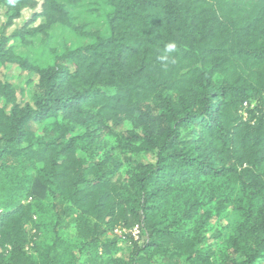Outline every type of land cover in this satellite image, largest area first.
I'll return each instance as SVG.
<instances>
[{"label": "trees", "instance_id": "obj_1", "mask_svg": "<svg viewBox=\"0 0 264 264\" xmlns=\"http://www.w3.org/2000/svg\"><path fill=\"white\" fill-rule=\"evenodd\" d=\"M37 1L0 0V64L36 80L25 104L0 82V264H75L57 237L62 216L85 264H264V0H41L5 36ZM56 25L88 43H60L43 67L9 45L48 40ZM225 218L216 254L205 236ZM134 228L127 260L116 238L102 243Z\"/></svg>", "mask_w": 264, "mask_h": 264}, {"label": "rangeland", "instance_id": "obj_2", "mask_svg": "<svg viewBox=\"0 0 264 264\" xmlns=\"http://www.w3.org/2000/svg\"><path fill=\"white\" fill-rule=\"evenodd\" d=\"M38 6L34 9H23L20 13V17L13 20L10 27L6 29V32L4 33L5 36H9L13 33L14 30L20 29L26 24L30 23V20L33 18V16H37L41 10L40 5L42 3L41 0L37 1ZM84 8L80 9L77 13H81L78 16H75V19L78 24H83L85 22H88L89 19L86 18L85 12L87 10V7L92 4L91 2L83 3ZM6 22L5 17V10H0V34L2 33L3 25ZM43 18L37 17L36 21L32 24H30V27H36L40 24H42ZM60 43H65L66 45L75 48L78 46L86 45L88 43L87 40L82 39L80 37L75 36L74 34L69 33V31L65 30L61 26H54L50 33H49V39L44 40L43 36H38L34 39H26L24 41L19 40H12L10 41L9 45L12 46L13 52L16 55H19L29 61V63H36L40 67L46 66L51 63L48 51L50 49L57 48ZM221 80L220 77L217 78V82L219 83ZM0 82H7L9 83L14 92L17 101L20 104L25 103H32L33 101V94H34V85H35V76L32 73L25 72L23 69H21L19 66L13 65V64H0ZM4 102L0 100V105H3ZM48 123L39 125L36 127V134L41 135L43 130L45 129V126L48 125ZM48 128V127H46ZM71 135H77L82 134L83 130L79 128L72 127L71 129ZM113 145V142L111 140H108V147ZM120 155V159H122V155ZM80 156H82L80 154ZM128 157H131L133 160H141L143 162H150L152 158L150 156L146 155H131L127 154ZM83 157V156H82ZM229 221L228 218H225L223 221V225L220 226H214L212 231L208 232L206 234V246L210 247L212 250L215 251L217 254L219 251H222V248L224 246V243L222 240L216 241L212 239L214 236L213 230H221L223 232L224 228L229 227ZM57 229V237H59L64 244V251L67 253L66 259L69 261H72L75 264H85V258L81 257L79 254V248H78V238L76 236L75 227L73 224V220L71 217L62 216L61 220L57 222L56 224ZM228 230H226L227 232ZM124 232V233H123ZM121 232L119 229H115L112 233L109 232L106 235V238L102 240V243H105L106 241H111L116 238V243L114 244L113 248H115V257L127 260L129 253H130V244L125 241L124 234L132 233V236L135 240H139L141 237L139 235V231L137 228H134L132 231H123ZM54 234L51 231V234L48 236L42 235V238L48 237L43 240V242H46L47 239L49 240L52 238ZM37 244L40 245V238L37 241ZM101 248L98 250V253L101 254Z\"/></svg>", "mask_w": 264, "mask_h": 264}, {"label": "clouds", "instance_id": "obj_3", "mask_svg": "<svg viewBox=\"0 0 264 264\" xmlns=\"http://www.w3.org/2000/svg\"><path fill=\"white\" fill-rule=\"evenodd\" d=\"M179 49L176 42L172 41L164 45L162 54L158 57L163 68L167 70L170 65L176 64L175 54L178 53Z\"/></svg>", "mask_w": 264, "mask_h": 264}]
</instances>
